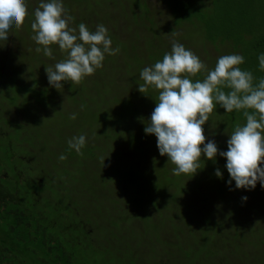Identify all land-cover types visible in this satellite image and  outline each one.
Returning a JSON list of instances; mask_svg holds the SVG:
<instances>
[{
  "label": "trees",
  "instance_id": "1",
  "mask_svg": "<svg viewBox=\"0 0 264 264\" xmlns=\"http://www.w3.org/2000/svg\"><path fill=\"white\" fill-rule=\"evenodd\" d=\"M155 1L162 10L153 12L156 5H151V0H94L102 5L101 18L97 20L94 10L86 6L91 0H77L81 10L72 16L71 26L83 22L94 31L96 25H105L113 41L112 47H119L120 52L106 55L103 67L80 84L65 82L62 89H53L46 74L49 66L65 59L58 47L54 48V58H45L40 53L42 62L37 65L26 60L19 67L13 64L15 72L12 74L7 61L21 52V46L24 52L27 41L21 38H25L27 32L18 30L19 35L14 29L9 42H0V64H5L0 66V76L6 75L5 81L9 83L2 84L1 89H8V95H14L18 86L35 96L40 92L44 110L56 111V106L63 105L64 113L69 104L78 107L79 102L90 98L92 93L87 87L94 91L96 84L103 82L100 90H112L97 97L105 113L95 124L101 134L98 138L87 136L83 156L68 148L67 140L76 135L74 129L66 140L50 138L52 151H60V154L48 157L52 163L46 179L36 174L29 180L23 173H16L14 180H10L0 172V264H264V203L257 198H264V188L259 182L254 190L243 189L233 208L211 206L216 195L210 196L208 204L196 193L198 187L191 185L186 189L177 182L180 189L173 196H178L180 202L174 197L173 201L167 200L160 195L173 185L169 175L162 173L167 166L152 163L153 158L143 148L146 144L143 138L156 141V137L145 134L144 129L158 102V92L152 89L143 94L139 92L138 85L143 83L141 70L161 60L164 53L171 50V42L180 34L178 27L202 30L206 44L211 46L224 25L232 26L238 19L228 17L227 22L201 16L194 9L197 0ZM212 3L214 8L217 5L233 9L231 0H222L219 5L217 0ZM206 7L208 3L204 11ZM242 11L244 18L240 19L238 27L248 29L254 17L249 16L245 8ZM163 16L168 20L163 21ZM155 18L163 22L156 23ZM245 34V49L225 54L243 55L245 62L240 67L247 66L255 78L254 84H258L264 78L257 60L258 54L264 52V26L253 37L248 38L249 33L244 30ZM12 99L10 105L14 106L16 99L14 96ZM145 100L149 102L147 108ZM0 104L9 105L4 100ZM128 107L133 118L130 122L125 119L128 126L122 129L111 117L123 118L120 113L128 112ZM224 114L225 110L217 106L209 117H224ZM230 117L232 121L228 122L226 132L218 135L208 131L219 151L227 149V140L235 126L246 122L242 112L234 111ZM61 154H66L67 159L60 160ZM101 157L105 158L104 162ZM20 161L32 168L31 159ZM56 168L60 174L54 175ZM206 178L203 180L207 181ZM181 182L189 186L187 181ZM54 184L65 187V195L71 202L80 198V212L72 204L69 216L56 218L54 213L59 208L54 203L50 206L51 213H46L45 185ZM26 185L33 189L30 187L27 192V188L25 193ZM60 186L58 192L61 193ZM76 192H79L78 197L74 198ZM230 193L223 192L216 198L223 201ZM233 195L236 197L235 193ZM246 195H252L253 199L242 200ZM147 218L155 221H140Z\"/></svg>",
  "mask_w": 264,
  "mask_h": 264
},
{
  "label": "clouds",
  "instance_id": "2",
  "mask_svg": "<svg viewBox=\"0 0 264 264\" xmlns=\"http://www.w3.org/2000/svg\"><path fill=\"white\" fill-rule=\"evenodd\" d=\"M32 14L36 53L54 58L53 46L66 53L65 59L46 69L49 85L55 89H62L65 82L80 84L103 67L106 55L120 52L119 47H112L105 25H96L94 31L83 22L72 27L74 18L64 0H39ZM28 15V0H0V42H9L13 30L20 28ZM257 60L264 71V52L258 54ZM244 62L243 55L231 53L219 56L215 67L209 69L191 49L173 40L171 50L161 60L141 70L143 83L138 85L139 92H158V102L144 131L156 137L160 155H166L175 165L173 175L192 177L201 169L202 156L215 163L219 154L226 160L227 185L234 181L236 189L249 191L259 182L264 188V78L254 84L253 73L240 67ZM204 73L202 80L192 79ZM217 106L225 113L242 112L246 118L229 135L226 151H219L214 140L205 143L203 126ZM77 116L74 112L70 119ZM67 145L83 156L86 134L72 136ZM59 159L63 161L67 155L61 154ZM101 159L104 162L105 158ZM215 175L223 178L218 168Z\"/></svg>",
  "mask_w": 264,
  "mask_h": 264
},
{
  "label": "rangeland",
  "instance_id": "3",
  "mask_svg": "<svg viewBox=\"0 0 264 264\" xmlns=\"http://www.w3.org/2000/svg\"><path fill=\"white\" fill-rule=\"evenodd\" d=\"M151 1V5H156L157 2L155 0ZM212 1L213 0H197V2H195L196 5L194 9L198 12L199 15H208L214 20L227 21L228 17H231L232 19H238V22L234 23L232 26L228 24L224 25L223 31L219 35V37L216 38V41L211 42L210 45L212 47L206 44L204 39L205 33L200 29H192L191 27L186 26L178 27L177 29L180 31V34L178 35V37H176V40L180 43H183L186 48L191 49L196 55L199 54L200 59L203 58V61H206L205 63L209 69H213L215 67L218 57L220 55H226L225 52L228 53L229 51L234 49H239V51L245 49V40L247 39V34L244 35V30L249 33V38L250 36L253 37L256 33L258 34L259 30L264 26V11L261 12L264 0H231L233 9H229L227 7H218L216 4V8H214V3H212ZM76 2L77 0L64 1L65 7L68 9L71 16L79 14L81 10V3L77 4ZM217 2L219 5L222 0H217ZM207 3V10L204 11L203 7ZM38 6L39 0H28L29 15L25 18L24 24L20 28L16 29L17 31L23 29L27 32V36L25 38H20L23 41H27L24 45V52H28L27 54H24L23 47L21 46V52L13 55V57L9 61H7L8 65H10V69L12 70V74H14L13 72H15L13 64L19 67L20 64L25 60L31 63H36V65L38 64V62H42L39 54L35 51V48L38 45L32 39L34 33L31 28V23L34 20L32 11H34ZM86 6L89 9H93L97 20H100L102 5H98L94 2V0H91V3L88 2ZM159 8V4L158 7L157 5L154 6L153 12L158 11ZM242 8H245V10L249 12V16L254 17V20L250 24V27L248 29H246L245 26H243L242 28L238 27L240 19L244 18ZM160 9L162 10V8ZM223 9L230 10V12H228L229 15L227 11ZM195 10H193L192 12H195ZM163 17L165 18V20L163 21L168 20L166 16ZM155 21L156 23L163 22L162 19L160 20L161 22L157 21V19ZM17 34L20 35L21 31H18ZM9 46L12 47L11 45ZM53 47L56 48V46ZM63 57L66 58V53H64ZM125 62L127 61L125 60ZM132 62L130 61L131 64ZM1 64L0 66H5V64ZM126 69L127 72L128 67H126ZM245 69L247 70V66ZM205 75L206 73L202 74L201 78L194 77V79L202 80ZM5 77L6 75L0 76V102H3L4 100L8 102L9 105L0 104V172L4 173L8 179L14 180L16 173H23L26 177H29V180L30 178L33 179L34 175L36 174L46 179V174H49L51 171L52 163V161L48 157L52 155L57 156V154H60V151L53 152V149L50 147V138H52V136H54L55 138H65L66 140L68 136H71L74 129L76 130V135L86 134V136L90 135L91 137L98 138L101 134V132L98 130V125L96 126L95 124L101 121L102 115H104L105 113L103 109L100 108L101 106L97 102V97L102 92L105 93L107 91L106 93L109 94V92L112 91L110 88L103 91L100 90L103 82H98L94 91H92L88 87L86 88V90H90L92 93L89 95V99L86 98V102H77L79 104L78 107L71 106L69 104L68 108H65V112L62 113L63 105L56 106V111L49 109L44 110L40 98L41 96H39L40 92H37V96H35L32 93H27V90H24L18 86L15 94H9V96L8 89H1L2 84H9L7 83L8 81H5L7 80L5 79ZM91 81L96 80L92 79ZM96 90H100L98 91L99 93ZM58 92L61 91L58 90ZM13 96L16 99V105L14 106L10 105L13 100ZM15 96H17V98ZM66 100L69 102V98H66ZM145 101L146 103L144 104V106L147 108L149 102L147 100ZM145 107L142 108L146 109ZM129 108L130 107H128L127 109L128 112L123 114L120 113L123 118L120 117V119L119 117H115L114 115L113 117H111L113 119H116L115 124H118V127H121L122 129L127 128L128 126V122L126 120L130 122L133 118L132 112H129ZM74 112L78 113V116L77 119L72 120L70 119V116ZM49 114L50 116H48ZM106 119L107 118L105 117L103 119V122H105ZM209 120L211 121L206 122V124L203 126L204 134L206 136L205 143H207V141L210 139V137L208 136L209 130L213 131L214 133L216 132L218 135H220L222 131L226 132V126L228 125V122L231 123L232 118L230 117V113H226L224 114V117H209ZM143 140L146 143L144 144L143 148L146 149L147 154H150V158H153V160L150 161L159 166H167L164 171L162 170V173H165L163 175H169V178L173 180V182L170 181L173 185H171L169 188L167 187L164 193L160 194L165 199L173 201L174 197L177 200L178 196L173 195L180 189V187L178 186L179 184L181 187L186 189H188L191 185H194L191 187H198L196 193L200 195V199H202L203 202H207L208 204L211 202L210 196H219L223 192L225 194L231 192L230 196H228L223 201H219V197L216 198L215 196V200L211 206L217 207L225 205L229 208L237 206L239 202L237 197L243 189H236L234 181L232 182L231 186L226 184V181H228L229 179V174L225 168L226 160L220 157L219 154H217L215 163L213 161L205 159L202 156L201 159L203 162H201V169L198 170L197 173L192 177L191 175L187 174L177 176L173 175L172 173V169L175 167V165L168 161V157L166 155H160L157 148V140L149 141L145 138H143ZM226 150L227 149H223L222 151ZM26 158L31 159L32 168L31 165H26L24 162L20 161ZM53 160L55 161V159ZM217 168L220 169L223 173V178L216 177L215 171ZM167 170H169V173H166ZM53 174H60L59 170L56 168L53 171ZM201 177H207V181H204ZM182 180H184L185 182L187 181V183H189V186L185 187L181 182ZM175 182H177L178 185ZM59 186L60 185L56 184L50 186L45 185L46 213H51L50 206L54 203H57L59 208L54 213L56 218L64 214H66V216H69L71 211L70 207L73 206L72 204H75L74 206L76 207L77 211L80 212L81 201L78 197L79 192H76V194L74 195V198L78 197L76 201L71 202L65 195V187L60 186L62 192H58ZM30 187L32 188V186L30 185L24 186V192L26 193L27 188V192H30ZM233 193L236 194V197H234ZM184 197L185 195L182 196V199H184ZM246 197H248L250 201L253 199L252 195H246ZM257 198H259L258 202L264 203V198H260L259 196H257ZM177 202L180 201L177 200ZM75 220H79V218H76ZM140 221H155V219L147 218ZM98 243L99 242L97 241V243L94 245L97 246Z\"/></svg>",
  "mask_w": 264,
  "mask_h": 264
}]
</instances>
